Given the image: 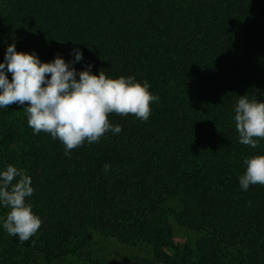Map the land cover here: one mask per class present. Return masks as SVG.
Here are the masks:
<instances>
[{
	"label": "trees",
	"instance_id": "16d2710c",
	"mask_svg": "<svg viewBox=\"0 0 264 264\" xmlns=\"http://www.w3.org/2000/svg\"><path fill=\"white\" fill-rule=\"evenodd\" d=\"M12 44L160 99L147 122L110 114L122 131L69 155L33 133L27 104L0 108V172L26 170L43 221L21 243L0 205V264H264V186L239 183L264 140L240 144L234 120L240 97L264 102V0H0V63ZM93 234L149 256L116 261Z\"/></svg>",
	"mask_w": 264,
	"mask_h": 264
},
{
	"label": "clouds",
	"instance_id": "9594fccd",
	"mask_svg": "<svg viewBox=\"0 0 264 264\" xmlns=\"http://www.w3.org/2000/svg\"><path fill=\"white\" fill-rule=\"evenodd\" d=\"M82 59L83 53L76 50L75 62ZM91 68L88 65L77 72L59 55L53 62L42 63L35 53L18 52L12 44L7 48L5 63H0V108L27 104L24 112L33 133L43 132L58 139L65 155L85 142L98 143L109 131L119 134L122 127L111 124L110 114L149 120L151 105L160 98L149 91L147 81L140 83L135 77L124 76L111 79L104 71L97 76ZM7 73L12 74L11 81ZM234 111L239 143L257 148L258 141L264 140V102L249 100L245 95ZM244 163L247 168L239 179L241 188L247 191L252 185L264 186V155L246 158ZM110 169L111 165H104L105 173ZM33 193L32 179L25 169L8 165L0 172V205L9 209L3 229L21 243L35 236L43 224L26 202Z\"/></svg>",
	"mask_w": 264,
	"mask_h": 264
},
{
	"label": "rangeland",
	"instance_id": "374dc122",
	"mask_svg": "<svg viewBox=\"0 0 264 264\" xmlns=\"http://www.w3.org/2000/svg\"><path fill=\"white\" fill-rule=\"evenodd\" d=\"M176 236H177V241H179L180 243L193 240L196 237L194 233L179 228H176ZM90 238L92 244H94L99 250L109 253L111 258L115 259L116 261H123L131 256H141V257L149 256L147 249H132L129 247H125L115 240L105 239L96 234H93ZM60 264H88V263L79 259L70 258V259H66Z\"/></svg>",
	"mask_w": 264,
	"mask_h": 264
}]
</instances>
